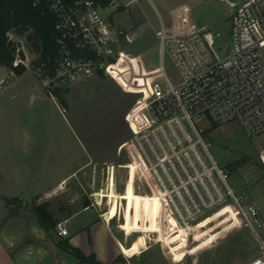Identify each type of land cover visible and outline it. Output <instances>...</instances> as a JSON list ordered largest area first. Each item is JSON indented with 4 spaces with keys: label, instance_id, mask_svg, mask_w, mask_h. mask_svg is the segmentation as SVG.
Listing matches in <instances>:
<instances>
[{
    "label": "rangeland",
    "instance_id": "obj_1",
    "mask_svg": "<svg viewBox=\"0 0 264 264\" xmlns=\"http://www.w3.org/2000/svg\"><path fill=\"white\" fill-rule=\"evenodd\" d=\"M229 1L244 0H112L102 6L113 24L139 29L132 42H123V49L140 54L145 67L139 66V57L122 66L125 57L113 77L96 72L62 87L64 102L49 94L35 66L12 75L11 83L0 90V165L9 175L13 170L44 184L56 183L75 171L67 186L80 189L81 195L73 208L89 200L91 193L97 195L103 201L101 210L114 217L123 244L135 248V255H126L132 264H246L261 254L259 238L264 241V227L258 228V237L230 201L168 240H159L157 231L173 224H167L160 196L150 193L143 178L135 177V166L124 146L138 130L140 115L146 119L142 107L144 91H150L149 76L163 65L173 81L179 78L172 58L167 52L162 55L156 34L162 20L171 22L173 9L187 4L193 20L213 31L216 51L223 56L233 45ZM13 38L30 63L39 58V52L28 48L25 35L13 33ZM7 74L9 68L0 66V78ZM194 121L211 142L218 163L230 169L229 181L236 193L245 202H255L264 214V131L248 135L236 121L216 126L206 118ZM70 195H58L56 202L63 203ZM146 201L152 204L142 212L136 203ZM146 239L149 247L145 249Z\"/></svg>",
    "mask_w": 264,
    "mask_h": 264
},
{
    "label": "built area",
    "instance_id": "obj_2",
    "mask_svg": "<svg viewBox=\"0 0 264 264\" xmlns=\"http://www.w3.org/2000/svg\"><path fill=\"white\" fill-rule=\"evenodd\" d=\"M41 1L33 0L34 4ZM45 1L56 17L55 67L51 71L41 55L30 63L20 44L15 64L35 66L51 96L56 88L96 72L113 77L110 66L124 56L139 57V66L145 67L140 54L134 56L123 49V42H132L139 29L113 24L98 0H79L72 6L63 0ZM229 3L233 7V45L223 56L216 51L213 31L193 20L187 4L173 9L171 22L162 20L156 30L162 55L167 52L172 58L179 78L173 81L163 65L160 72L149 76L150 92L144 91L142 107L146 119L140 115L138 130L124 146L135 166V177L143 178L150 193L161 197L165 217L188 228L206 212L230 201L258 236L264 214L255 202H245L236 193L229 181L230 169L218 163L211 142L194 121L197 117L216 125L236 121L248 135L264 131V0ZM8 34L13 38L12 32ZM15 74V69H9V74L0 78V90ZM127 74L130 79L131 68ZM57 231L68 234L62 222H58ZM259 239L261 254L246 264H264V241Z\"/></svg>",
    "mask_w": 264,
    "mask_h": 264
},
{
    "label": "crops",
    "instance_id": "obj_3",
    "mask_svg": "<svg viewBox=\"0 0 264 264\" xmlns=\"http://www.w3.org/2000/svg\"><path fill=\"white\" fill-rule=\"evenodd\" d=\"M12 172L9 175L0 165V264H91L80 261L76 255L62 248L58 243L61 238L67 239L87 255L95 253L103 264H132L126 255H135V248L123 244L112 222L114 217L110 219L101 210L103 201L97 195L92 196L91 193L89 200L73 208L81 195L80 189L67 186L70 175L75 171L53 184L22 178ZM79 178L76 177V180ZM69 193L71 197L63 203L56 202L58 195ZM3 196H17L22 203L17 202L10 208ZM33 201H48L54 218L63 223L68 234L60 235L57 230L54 234L46 231L30 208ZM151 204L146 201L144 204L136 203V207L146 212ZM167 228L156 230L159 240L166 241L185 227L176 228L173 225ZM165 229L169 232L162 234ZM144 242L146 249L149 247L148 239Z\"/></svg>",
    "mask_w": 264,
    "mask_h": 264
},
{
    "label": "trees",
    "instance_id": "obj_4",
    "mask_svg": "<svg viewBox=\"0 0 264 264\" xmlns=\"http://www.w3.org/2000/svg\"><path fill=\"white\" fill-rule=\"evenodd\" d=\"M63 1L67 5L72 6L79 0ZM111 1L98 0V3L104 6ZM55 22V14L50 9L49 3L45 0H42L39 4H34L33 0H0V66L15 69L17 74L27 69L24 64H15L19 42L9 36L8 33L12 32L17 35H25L28 48L39 52L41 57L48 61L47 66L53 71L57 52ZM20 53L24 55L23 50ZM99 73L103 74V71ZM60 91L61 88H56V95L61 102H64ZM3 200L10 208L17 202L22 203V200L17 196H3ZM49 204L48 201L40 203L33 201L30 203V208L37 215L44 229L54 234L57 230L58 220L54 218ZM58 243L62 248L76 255L82 262L103 264L97 259L95 253L87 255L80 248L73 246L67 239L61 238Z\"/></svg>",
    "mask_w": 264,
    "mask_h": 264
},
{
    "label": "bare ground",
    "instance_id": "obj_5",
    "mask_svg": "<svg viewBox=\"0 0 264 264\" xmlns=\"http://www.w3.org/2000/svg\"><path fill=\"white\" fill-rule=\"evenodd\" d=\"M124 59H125V56L121 59V61H123ZM121 61H120V62H121ZM120 62L117 63V64H113V65L110 66V67H111V70H112L113 72L116 71V69H117V65L120 64ZM130 62H131V59H128V61H127V57H126V61L124 62V64H122V66L129 65ZM114 66H116V67H114ZM149 92H150V91H149ZM149 92H147V94H148ZM159 198L161 199V197H159ZM161 200H162V199H161ZM161 205H162V203H161ZM171 222H172V224H173L176 228L182 227V226H180L179 224H177L173 218L168 217V219H167V224H169V223L171 224ZM168 232H169V231H166L164 234H167Z\"/></svg>",
    "mask_w": 264,
    "mask_h": 264
}]
</instances>
